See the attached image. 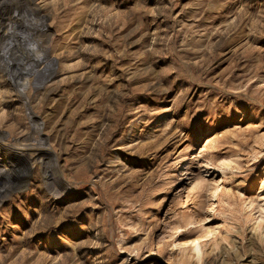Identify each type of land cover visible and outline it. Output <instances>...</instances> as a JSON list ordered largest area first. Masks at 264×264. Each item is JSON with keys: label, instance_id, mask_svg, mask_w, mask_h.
Returning <instances> with one entry per match:
<instances>
[{"label": "rangeland", "instance_id": "obj_1", "mask_svg": "<svg viewBox=\"0 0 264 264\" xmlns=\"http://www.w3.org/2000/svg\"><path fill=\"white\" fill-rule=\"evenodd\" d=\"M32 3L42 72L6 75L0 24V142L47 151L4 159L0 189L30 176L0 264H264V0Z\"/></svg>", "mask_w": 264, "mask_h": 264}, {"label": "bare ground", "instance_id": "obj_2", "mask_svg": "<svg viewBox=\"0 0 264 264\" xmlns=\"http://www.w3.org/2000/svg\"><path fill=\"white\" fill-rule=\"evenodd\" d=\"M32 2L33 0L32 1L26 0L24 2H19V7L21 10L14 11L10 15H7L5 13V10L8 4V0H0V24L2 21H5V18H7L5 16H8L7 19L9 21V25H8L9 31H7V34L12 39L11 44H10V49H9L10 53L3 54L4 57H9L8 55H11V54L13 56V57L11 56L10 59H8V62H7L8 65L5 64L7 65L6 71L8 70V72H6V75L7 73H9L11 76H13V78L15 76L14 79H18V80L23 79V78L26 79L27 77L31 75H35L38 72H42L41 66L44 63V59H46V49L44 48L45 46L44 47L41 46L40 42L39 43L38 42L33 43V42L35 38L38 37L39 35L46 34L48 28L46 27V24L42 20L43 17L41 16L39 10L32 8L31 6L33 4ZM22 10L24 14H22ZM26 10L27 12H25ZM27 15L29 18H32L31 23H27V21L22 22L25 19V17L28 19ZM14 85L16 86V84ZM19 85L17 84V87ZM35 117L36 115H33L31 118H35ZM36 128L38 130L37 131L38 134H41L40 127H36ZM26 141L28 140L26 139ZM43 142L41 141L40 145L34 148H32V146L30 145L31 149L28 153L18 151L11 144L4 145V143L0 142V147L4 148V151L7 152V156H8V157L0 158V175H2V173L5 172V168H3V166L5 165L6 162L4 161V159H10L9 156H12V158H18V157L22 158L23 157L26 161V165H29L31 163L34 164L35 162L39 160H41L42 162V157L44 156V154H46V151H47L46 146L44 147ZM0 150H3V149L0 148ZM12 163H13V166H15V163L14 162ZM29 176L27 174L23 176V180L20 179L22 180V182L19 181L20 183L17 184L16 186H12L11 189H0V198L4 196L10 197L14 189H23L24 187H26L27 184L29 183L27 180Z\"/></svg>", "mask_w": 264, "mask_h": 264}]
</instances>
